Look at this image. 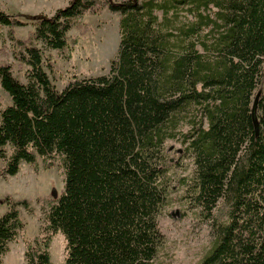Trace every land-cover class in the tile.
Listing matches in <instances>:
<instances>
[{
    "label": "trees",
    "instance_id": "1",
    "mask_svg": "<svg viewBox=\"0 0 264 264\" xmlns=\"http://www.w3.org/2000/svg\"><path fill=\"white\" fill-rule=\"evenodd\" d=\"M107 9L120 32L109 74L59 91L34 40L62 52L85 14ZM28 24L32 36L15 39ZM0 25L30 67L23 83L0 65L12 100L0 109V157L12 149L0 175L39 158L61 160L65 172L27 264H52L58 232L66 264H155L173 191L169 141L193 167L182 201L211 222L214 243L199 264H264V0H71L51 17L0 10ZM2 203L0 258L25 228L20 208L30 210L27 200ZM220 203L226 221L214 215Z\"/></svg>",
    "mask_w": 264,
    "mask_h": 264
},
{
    "label": "rangeland",
    "instance_id": "2",
    "mask_svg": "<svg viewBox=\"0 0 264 264\" xmlns=\"http://www.w3.org/2000/svg\"><path fill=\"white\" fill-rule=\"evenodd\" d=\"M121 2L124 0H116ZM71 0H0V10L8 15L17 14L53 16L59 9L69 6ZM35 28L31 24L13 30L17 40H28ZM11 29L0 25V65L9 64L13 73L23 83H27L30 67L19 60L22 50L12 38ZM67 48L58 52L48 48L43 42L34 44L44 55L43 68L51 82L62 91L75 78L87 79L109 74L110 65L117 57L120 32L119 17L108 9L99 15L85 14L79 26L67 34ZM52 68H49V66ZM10 96L0 84V109L11 105ZM169 157L174 164L173 191L170 205L160 217V229L166 237L165 246L155 264H199L211 250L214 238L211 222L198 210H191L182 201L184 193L180 180L188 177L193 167L188 160L179 158L183 146L177 141L167 143ZM7 158L11 147L5 148ZM6 158V159H7ZM0 157V170L6 165ZM65 189V172L59 159L52 160L48 167L42 159L34 165L23 163L16 176L0 175V217L7 212L2 202L6 197L14 200H27L30 210L20 208L21 219L25 224L17 241L0 258V264H27L26 253L36 240L44 241L43 228L46 214L51 205L62 196ZM228 209L220 203L214 215L220 221L227 220ZM49 252L52 264H66L67 242L62 232L53 235Z\"/></svg>",
    "mask_w": 264,
    "mask_h": 264
}]
</instances>
